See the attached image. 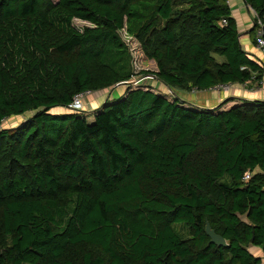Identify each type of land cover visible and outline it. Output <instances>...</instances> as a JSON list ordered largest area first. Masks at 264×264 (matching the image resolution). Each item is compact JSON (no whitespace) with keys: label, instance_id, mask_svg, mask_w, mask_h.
<instances>
[{"label":"trees","instance_id":"obj_1","mask_svg":"<svg viewBox=\"0 0 264 264\" xmlns=\"http://www.w3.org/2000/svg\"><path fill=\"white\" fill-rule=\"evenodd\" d=\"M121 29L159 87L109 96L134 74ZM261 75L226 0H0V124L33 111L0 126V264H260L264 100L202 107L175 90ZM104 90L89 111L50 113Z\"/></svg>","mask_w":264,"mask_h":264},{"label":"crops","instance_id":"obj_2","mask_svg":"<svg viewBox=\"0 0 264 264\" xmlns=\"http://www.w3.org/2000/svg\"><path fill=\"white\" fill-rule=\"evenodd\" d=\"M226 2L230 8L231 16L235 21L240 46L247 53L250 59L256 63L259 62L262 64V75L257 81L251 79L243 83H230L228 84L229 87L227 91H219L215 88V86L206 90H175L178 92L179 96L177 93L176 95L179 98L197 106H214L227 97H237L248 100H264V55L261 51L256 49L253 44L255 26L252 21L251 10L245 6L242 0H226ZM93 93L95 94V92ZM86 96L87 95L83 98V104H85V107L93 102H101L104 99L103 95L101 101H99L98 96L94 101H90L89 96ZM252 249L257 251H253ZM249 251L255 256L260 257V264H264V257L257 248L250 247Z\"/></svg>","mask_w":264,"mask_h":264},{"label":"rangeland","instance_id":"obj_3","mask_svg":"<svg viewBox=\"0 0 264 264\" xmlns=\"http://www.w3.org/2000/svg\"><path fill=\"white\" fill-rule=\"evenodd\" d=\"M71 24L78 30L81 29L83 26L88 25L87 22L79 20V19H72ZM118 34L121 37V39L125 42V44L127 45L128 49H129L130 56H131V67H132V71L134 73L133 77H135L137 75L136 73L139 72L140 70H153L155 68L154 62L152 60L146 59L143 56L137 42L132 37L127 35L124 29L119 30ZM145 82L147 84H151V85H154L156 87H158L160 85V82L155 83L152 80H145ZM123 87L124 86L119 85V86L112 88L109 91V96L110 97L118 96L120 94L121 90L123 89ZM161 89L165 90V87L162 86ZM175 93H177V95H178V92L175 91ZM105 94H107L106 90L101 91V92H95V94L92 92V93H89L86 95L89 96L90 101H94L97 96L99 98V101H101L103 95H105ZM100 103L101 102H97V103L93 102L92 104L88 105L87 107H85V104H84L83 109L84 110L88 109V111H89V110L97 107ZM208 107H212V106H208ZM60 112L61 113L64 112V108L61 106L53 107L50 109V113H60ZM32 113H33V111H27V112H24L18 116H10V117L4 119L1 122L0 126L1 127H11L14 124H16L17 122H19L20 120H23L27 116H30ZM252 250L257 251L255 249H252Z\"/></svg>","mask_w":264,"mask_h":264},{"label":"built area","instance_id":"obj_4","mask_svg":"<svg viewBox=\"0 0 264 264\" xmlns=\"http://www.w3.org/2000/svg\"><path fill=\"white\" fill-rule=\"evenodd\" d=\"M251 17H252L253 25L255 26L253 44L255 48L261 51L264 55V15L262 17H258L256 13L251 10ZM222 22H224V20H222ZM257 64L260 65V67H262V64H260L259 62ZM145 80H152L155 83L159 82L149 74H145V75L137 74L135 77L132 76L128 80H124L115 84V87L119 85L126 86V85H136V84L146 83ZM228 87H229L228 84H218L215 86V88L219 91H227ZM165 90L167 93L171 94V91L169 89L165 88ZM89 93L91 92L76 93L75 95H73L70 102L64 106V109L73 112L82 110L84 107L83 98L85 97L86 94ZM248 178H249L248 171H245L242 175V180L246 181Z\"/></svg>","mask_w":264,"mask_h":264},{"label":"water","instance_id":"obj_5","mask_svg":"<svg viewBox=\"0 0 264 264\" xmlns=\"http://www.w3.org/2000/svg\"><path fill=\"white\" fill-rule=\"evenodd\" d=\"M204 233L209 238L210 243L222 247H225L227 245L224 238L215 233L214 230L210 228L208 223L204 224Z\"/></svg>","mask_w":264,"mask_h":264}]
</instances>
